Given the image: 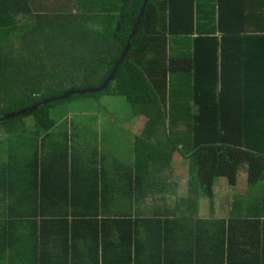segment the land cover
Here are the masks:
<instances>
[{
    "label": "trees",
    "instance_id": "16d2710c",
    "mask_svg": "<svg viewBox=\"0 0 264 264\" xmlns=\"http://www.w3.org/2000/svg\"><path fill=\"white\" fill-rule=\"evenodd\" d=\"M144 3L0 0V264H264V0ZM102 94L142 134L52 115Z\"/></svg>",
    "mask_w": 264,
    "mask_h": 264
},
{
    "label": "rangeland",
    "instance_id": "374dc122",
    "mask_svg": "<svg viewBox=\"0 0 264 264\" xmlns=\"http://www.w3.org/2000/svg\"><path fill=\"white\" fill-rule=\"evenodd\" d=\"M24 23H30V19L24 18ZM132 107L127 102L126 98L120 95L112 94H102L98 99L94 97H76L70 100H67L64 103L57 104L52 108V115L59 122L62 119H67L68 121L74 122V126L79 127L80 129L84 126H88L89 130H95L104 125H109L111 118L115 119L117 126L123 125L124 127L129 128L136 132L139 126L142 124L141 120H131L130 116ZM111 113V114H110ZM112 115V116H111ZM119 123V124H118ZM72 124V123H71ZM142 129V128H141ZM141 133V132H140ZM96 136V134H93ZM93 135H90L91 137ZM126 136V135H125ZM174 156V155H173ZM180 155L177 153L175 155L178 158ZM180 168L184 170L185 182L181 181V190H179V195H188V182L187 168L189 167L187 159L180 164ZM246 179V176L242 179L241 183L236 187L235 192L243 195L246 192V183H243ZM222 182L220 183V185ZM215 196V211L217 217H227L230 213V200L231 196L228 194L229 190L227 188L221 189ZM209 199H200V215L208 216L209 215Z\"/></svg>",
    "mask_w": 264,
    "mask_h": 264
},
{
    "label": "crops",
    "instance_id": "0c3cea01",
    "mask_svg": "<svg viewBox=\"0 0 264 264\" xmlns=\"http://www.w3.org/2000/svg\"><path fill=\"white\" fill-rule=\"evenodd\" d=\"M21 16H20V18H22V19H24V18H28V17H26L24 14H20ZM30 19V18H29ZM176 78H177V80H180V77H178V76H176ZM127 128V127H126ZM128 130H130L129 128H127ZM185 130V128L184 127H178V128H176V131H178V132H181V131H184ZM56 130L57 129H52V132H56ZM101 131H102V128L100 129L99 128V134L101 135ZM131 132H132V134H134V135H140V134H142V129H141V127L139 126V128L136 130V132H134L133 130H130ZM141 132V133H140ZM102 142H101V140H100V144H101ZM177 153L180 155V153L179 152H176V153H174L173 155V157H172V162H173V166H174V170H175V176L174 177H172L173 178V180L174 181H176V183H177V190H176V192H177V195H179L180 193H179V190H181L180 188H181V181L182 182H185V180H184V178H182L183 176H184V170L185 169H183V168H180V166H178V164H180L181 162H183V161H185L186 159H182V157H181V155L178 157V158H176L175 157V155H177ZM5 156V155H4ZM188 161V160H187ZM187 171H188V175H187V182L189 181V167L187 168ZM180 196H186V195H180ZM204 199V198H203ZM167 202H168V204H169V206H171V207H173L174 208V206H175V202H176V198L174 197V196H172V197H168V200H167ZM200 208H201V206H200V201H199V205L197 206V213H198V215L200 216V217H208V216H201L200 215ZM215 214H216V211H215Z\"/></svg>",
    "mask_w": 264,
    "mask_h": 264
},
{
    "label": "water",
    "instance_id": "95a60500",
    "mask_svg": "<svg viewBox=\"0 0 264 264\" xmlns=\"http://www.w3.org/2000/svg\"><path fill=\"white\" fill-rule=\"evenodd\" d=\"M146 3H147V0H145V3H144V6H143V8H142L141 13L144 11V8H145V6H146ZM136 27H137V25H136V26L134 27V29H133V34H134L135 31H136ZM129 46H130V44H128L127 47L124 49L122 57L125 56V54H126L127 49H128ZM115 70H116V67L114 68L112 74L109 76V78L107 79V81H106L104 84H102L100 87L84 89V90H81V91H82V92H85V91H101V90L106 86V84H107V83L113 78V73L115 72ZM68 96H70V94H66V95H63V96H61V97H57V98H58V99H59V98H65V97H68ZM52 99H54V98H52ZM35 107H36V106H35ZM35 107H33V108H35ZM24 111H25V110H22V111H20V112L23 113ZM15 115H16V113H12V114H9V115H5L4 117H1L0 120L6 119V118H8V117H10V116L13 117V116H15Z\"/></svg>",
    "mask_w": 264,
    "mask_h": 264
}]
</instances>
